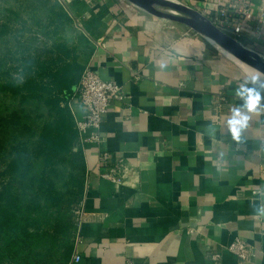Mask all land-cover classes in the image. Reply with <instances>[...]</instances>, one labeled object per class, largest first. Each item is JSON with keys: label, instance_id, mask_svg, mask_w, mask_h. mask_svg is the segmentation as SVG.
Returning a JSON list of instances; mask_svg holds the SVG:
<instances>
[{"label": "crops", "instance_id": "1", "mask_svg": "<svg viewBox=\"0 0 264 264\" xmlns=\"http://www.w3.org/2000/svg\"><path fill=\"white\" fill-rule=\"evenodd\" d=\"M68 4L84 19L107 10L87 31L79 66L122 87L123 101L104 116L101 149L134 172L120 187L102 179L99 147L77 140L85 183L91 176L77 232L82 258L66 264H264V216L253 212L264 190V105L240 142L226 124L242 103L233 90L251 74L188 28L125 0ZM73 104L82 119L86 110ZM236 239L255 248L250 262L227 250Z\"/></svg>", "mask_w": 264, "mask_h": 264}, {"label": "trees", "instance_id": "2", "mask_svg": "<svg viewBox=\"0 0 264 264\" xmlns=\"http://www.w3.org/2000/svg\"><path fill=\"white\" fill-rule=\"evenodd\" d=\"M63 54L65 58L69 55ZM62 59L59 58L61 65L64 62ZM31 65V62L26 64L25 79L21 83H6L1 91L26 101L46 98L48 93L47 103L51 108L45 121L47 115L23 117L15 113L2 120L0 125L2 130H24L29 135L25 143L17 139L12 142L16 144L11 146L10 159L6 158V166L0 172V199L8 193L6 200L9 208L0 211V239L4 234L17 235L15 239L18 242L23 233V250L31 252L32 241L38 239L37 234L32 233L34 228L42 230V227L48 226V231L44 228L41 234L42 242L56 245L54 249L59 251L49 248L33 253L32 257H37L36 261L33 260L34 264H66L75 251L77 228L73 211L80 203L85 188L84 158L80 145H76L79 134L69 106L78 88L82 68L76 63L62 67L58 63L57 69L46 76L44 72L47 69L41 67L42 70L36 72ZM38 76L47 77L48 82L45 78L42 82L37 81ZM5 177L9 179H3ZM63 213L69 217H64ZM2 250L0 246V264ZM13 253L16 254L15 251ZM56 253H59L58 257ZM45 255H48L49 262L44 259ZM15 264H22V261Z\"/></svg>", "mask_w": 264, "mask_h": 264}, {"label": "rangeland", "instance_id": "3", "mask_svg": "<svg viewBox=\"0 0 264 264\" xmlns=\"http://www.w3.org/2000/svg\"><path fill=\"white\" fill-rule=\"evenodd\" d=\"M106 14L107 10L103 8L96 16L97 19L95 16L84 19L81 13H77L70 7L68 0H0V125L2 120L15 113L22 114L23 117L47 115L44 117V121L49 118L51 106L47 103L49 101L48 93L46 98L26 101L20 96L3 93L1 87L6 83H21L25 79L26 64L30 62L34 67L32 69H35L36 72L42 70L43 67L47 69L44 72L46 76L57 69L58 63L61 65L59 58H64L61 67L70 63L80 65L81 55L91 42L86 36L87 31L89 32L92 23H94L93 25L101 23ZM96 21L98 23H95ZM64 52L66 55L69 54L67 58L63 57ZM41 76H38L37 81L42 82L45 77ZM45 79L48 82V78ZM0 129V144L3 146V150L0 151L1 172L6 166V158L10 159L11 146L16 144L12 142L17 139L21 143H25L29 135L24 130L10 128L2 130V127ZM3 195L4 198L0 199L1 212L2 209H9L6 200L8 193ZM63 216L69 217L66 213H63ZM44 228L47 231L49 229L48 226L42 227V230L36 227L33 232L31 231L37 234L38 238L32 241L34 245L30 249L31 252L23 250L24 246L21 244L25 238L23 233L20 234L18 242L15 239L17 235L12 237L4 234L0 239V246L3 249L2 264H15L20 261L22 264H34L37 257L34 259L32 256L37 251L54 249L56 245H51V247L50 244L42 242L44 239L41 234ZM14 251L17 255L13 253ZM54 251L59 250L55 248ZM55 255L57 256L59 253ZM47 256L45 255L44 259L49 262L50 259Z\"/></svg>", "mask_w": 264, "mask_h": 264}, {"label": "built area", "instance_id": "4", "mask_svg": "<svg viewBox=\"0 0 264 264\" xmlns=\"http://www.w3.org/2000/svg\"><path fill=\"white\" fill-rule=\"evenodd\" d=\"M175 2L184 4L208 18L219 30L231 36L238 42L250 49L260 52L262 55L264 42V0H181ZM169 22V21H165ZM171 25L175 23L169 22ZM195 37L202 38L200 35L190 30ZM249 39L252 44L249 45ZM212 45V44H211ZM213 46V45H212ZM215 47V46H214ZM216 48V47H215ZM123 89L113 82L104 81L91 68L87 66L82 72V76L69 106L76 122V130L79 134L81 143L91 142L99 147V158L97 168L102 179L112 182L116 186H122L126 179L134 172V167L126 163L124 159L117 158L113 153L101 149L105 139L101 135V127L104 116L109 108L116 102L123 101ZM75 102H80L86 114L82 119L77 118L74 109ZM87 173L85 188L90 184ZM82 198L80 203L74 207L73 219L76 223L75 232V251L73 262H80L81 255L78 251L80 236L78 229L81 228L84 220ZM227 250L237 256L241 261L250 262L255 256V248L236 239ZM214 261L220 259L219 255L213 257Z\"/></svg>", "mask_w": 264, "mask_h": 264}, {"label": "water", "instance_id": "5", "mask_svg": "<svg viewBox=\"0 0 264 264\" xmlns=\"http://www.w3.org/2000/svg\"><path fill=\"white\" fill-rule=\"evenodd\" d=\"M147 14L182 25L251 71L264 73V56L219 30L208 18L174 0H125ZM252 74V73H251Z\"/></svg>", "mask_w": 264, "mask_h": 264}, {"label": "clouds", "instance_id": "6", "mask_svg": "<svg viewBox=\"0 0 264 264\" xmlns=\"http://www.w3.org/2000/svg\"><path fill=\"white\" fill-rule=\"evenodd\" d=\"M168 67L167 63L161 61L159 68L164 70ZM234 95L242 102L231 110L226 124L231 137L241 141L243 132L248 128L251 119V113H254L264 105V73L249 75L234 90ZM253 212L264 216V190L261 191V202L253 205Z\"/></svg>", "mask_w": 264, "mask_h": 264}, {"label": "bare ground", "instance_id": "7", "mask_svg": "<svg viewBox=\"0 0 264 264\" xmlns=\"http://www.w3.org/2000/svg\"><path fill=\"white\" fill-rule=\"evenodd\" d=\"M239 65L245 70L247 71L249 74L253 75V74H256L255 72L251 71L250 69H248L247 67L243 66L242 64L239 63Z\"/></svg>", "mask_w": 264, "mask_h": 264}]
</instances>
